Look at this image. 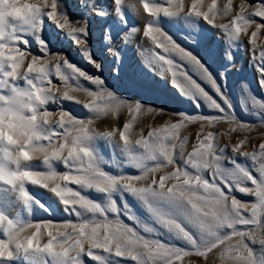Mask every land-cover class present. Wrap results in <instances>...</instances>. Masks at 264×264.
<instances>
[{
	"label": "snow or ice",
	"instance_id": "1",
	"mask_svg": "<svg viewBox=\"0 0 264 264\" xmlns=\"http://www.w3.org/2000/svg\"><path fill=\"white\" fill-rule=\"evenodd\" d=\"M81 3L83 4L84 0H81ZM123 3L124 0H112L115 14L126 23L122 10ZM88 7L97 16L106 15L91 0ZM142 7L148 17L158 18L162 14L167 18L202 19L211 27H220L233 41L229 48L239 46L240 34L245 30L239 25L253 23L244 17V5H241L240 12L233 19L234 27L231 31L227 25H215L216 0H212L206 11L201 10V0H193L191 7L187 9L183 0H168V6L152 0H142ZM229 10L231 0L224 6V11ZM255 15L264 17V2L257 8ZM44 17L53 21L60 32L66 31V36L80 46L86 61L97 72L102 71V64L95 59L90 47L87 18L70 20L68 14L61 10L59 0H37L36 4H21L20 0H0V153H2L0 183L8 186L3 189L6 194H15L25 207H30L33 202L26 182L47 189L58 198L65 213L75 215L79 222L48 221L43 224L39 222L17 224L0 214V229H3L6 237L0 238V264H5V260L11 262L14 259L17 261L22 259L28 264H47L45 254L50 257L51 264H84L83 255H87L98 264H103L102 257L94 254L93 249L102 250L110 256L130 258L135 264H175L192 253L207 257L214 249L234 237L239 238L237 243L224 248L221 257L227 256L235 264H257L256 253L245 242V237L247 236L253 244L258 242L261 246H264V239L257 241L254 234L249 235L248 231L237 229L236 225L258 224L260 222L258 210L260 214H264V160L259 162L257 178L246 166L239 165L234 159L224 155L225 149L217 147L212 132H208L203 139L197 141L186 159L182 150L178 157L174 154L184 122L206 120L213 123L224 119L234 123L237 128L248 126L246 122L236 119L234 108L223 87L217 83L208 68L197 56L178 45L157 23L153 20L147 22L143 35L152 41L155 49H160L163 53H153L155 59L162 62L158 65L161 74L170 73L173 87L190 99L197 109L200 108L199 101L203 100L222 115L205 117L173 113L181 116L183 121L149 132L151 143L144 139L135 141V145L142 146L148 152L146 157H137L132 153L128 133L133 125L125 123L120 130L122 150L128 153L135 167L142 170V174L112 176L98 166L91 142L96 138L110 139L113 133H96L90 128L92 118L80 120L62 105L58 110L59 118L53 119L56 114L49 111L46 106L57 102V93L61 91L53 84V76L63 85L62 99L73 100L74 97L70 93L86 92L93 100L84 107L97 114L118 110L120 104H128L135 112L142 108L158 112H163L164 109H152L150 105H143L138 100L130 101L119 97L106 85L102 76L90 75L61 54L52 52L49 47L50 41L41 37ZM259 27L258 25L257 30ZM27 35L34 37L43 56L31 54V60L28 61L32 45L26 39ZM252 37H256V32L252 33ZM105 39L111 44L113 38L108 35ZM108 50L114 53L116 67L113 68V72L119 75L120 54L117 49ZM173 55L183 63L172 59ZM49 56H54L57 61L54 68L50 67L51 61L45 59ZM260 57L262 62L257 65V71L260 86L264 88V50H261ZM225 59L231 62L233 59L231 50L225 51ZM26 61H28L26 68L22 71ZM185 64L211 86L227 106V112L225 107L189 75ZM80 78L94 85L96 91L82 87L79 83ZM220 79L226 81L225 73H220ZM17 81H23L24 84L21 85ZM73 81L76 83L73 84ZM4 89H7L6 94L2 91ZM105 97L107 100L101 107L97 99L103 100ZM116 101H119V104L115 103ZM261 107L264 108V104ZM244 143L245 141H241L235 144L232 152L253 162L257 160V155L264 157V143L259 145L258 154L241 152ZM41 159L46 170H34L30 164L22 166V161ZM144 159L156 163L154 166H145ZM177 159L184 160L185 167H181ZM225 159L234 165L235 171L222 169V161ZM54 162L62 163L66 170L63 173L58 172ZM168 166H173L175 170L159 176L158 179L153 175L150 183H139L150 174H155L159 169ZM189 168L194 171H190ZM209 169L212 170L210 176L205 178L202 173ZM230 180L235 181V185L230 183ZM245 181H250L254 187L245 186ZM50 184L54 186L50 187ZM70 185L77 187L73 188ZM234 187L243 194L256 197V202L251 204L250 216L243 214L248 211V204L231 195ZM81 190H94L103 194L106 206L83 195ZM125 193L139 201L155 222L166 230L169 241L177 240L188 247H180L174 243L142 235L125 224L120 219L121 215L140 224L124 200ZM117 195L123 202L122 207L115 199ZM36 203L48 211L45 205L38 201ZM109 213L113 214L111 218ZM29 228H34L35 231L30 236L21 238V233ZM53 228L56 230L52 231ZM224 228L232 231L223 232ZM45 231L48 239L41 246L40 239ZM143 231L155 233V229L147 226ZM85 245L88 246L87 249Z\"/></svg>",
	"mask_w": 264,
	"mask_h": 264
},
{
	"label": "rangeland",
	"instance_id": "2",
	"mask_svg": "<svg viewBox=\"0 0 264 264\" xmlns=\"http://www.w3.org/2000/svg\"><path fill=\"white\" fill-rule=\"evenodd\" d=\"M59 2L61 10L68 14L70 20L88 19L90 47L93 50L95 59L99 60L102 64V71L97 72L86 61V58L82 56L80 46L66 36V31L64 33L60 32L53 21L44 17V28L41 37L50 41V50L61 54L84 72L93 76H102L106 85L119 97L130 101L138 100L143 105H150L152 109H164L163 112H158L142 108L139 112H135L133 109H130L128 104H120L118 110H110L97 114L84 107L85 104L91 103L93 100V97H89L86 92L70 93L74 97L73 100L62 99L63 85L53 76V84L61 89L57 93V102L49 103L46 106L49 111L56 114L53 119L59 118L58 110L62 105L65 110L80 120L92 118L90 128L96 133H113L110 139L96 138L91 142V148L97 158L98 166L104 172L112 176H136L142 174V170L135 167L128 153L122 150L123 143L120 141V130H122L125 123H132L133 125L128 133L129 141L132 145V153L137 157H146L148 152L142 146L135 145V141L144 139L151 143L152 138L149 137V132L171 123H181L183 118L173 115V113H186V111H189L205 117H219L222 115L203 100L199 101L200 108L197 109L190 99L181 95L173 87L170 73L165 72L161 74L158 65L162 62L157 61L153 55L154 52H161V50L155 49L152 41L143 35L147 22L153 20L178 45L187 49L201 60L214 75L217 83L223 87V91L234 108L236 119L246 122L248 125L244 128H237L234 123H229L224 119L216 120L213 123H209L206 120L184 122V126L180 130V139L177 142L175 156L178 157L179 152L182 150L186 159L193 151L197 141L203 139L204 135L208 132H212L215 136L214 143L218 148L225 149L224 155L226 157L234 159L239 165L246 166L254 176L259 178V162L264 160V157L257 155V160L253 162L251 159H247L238 153L234 154L232 147L241 141H245L241 152L249 154L255 152L258 154L259 145L264 143V122H262L264 120V108L261 107L264 104V88L260 86V76L257 71V65L262 62L260 52L264 50V17L255 15L257 8L264 0H231V10L229 11H224V6L228 5L229 0H216L217 8L214 9L215 25H227L231 31L234 27L233 19L240 12L241 5H244V17L253 21L250 25H243V23L239 25L245 30L240 34L239 46L231 48L229 46L233 45V41L229 39L220 27H211L202 19L193 20L185 17L167 18L162 14L158 18L148 17L143 11L142 0H124L122 10L126 23L122 22L115 14L112 0H91L99 10L106 13L103 17L95 15V12L89 9L88 3L90 0H84L83 4L81 0H59ZM152 2L168 6V0H152ZM192 2L193 0H183L186 9L191 7ZM20 3L36 4L37 0H20ZM211 3L212 0H201V10L206 11ZM48 10L50 9H45V11ZM258 25L260 26L259 30H257ZM131 29H136V31H131ZM106 30L107 32H105ZM253 32H256L255 38L252 37ZM108 35H111L113 38L111 44L105 39ZM158 38L162 39V37ZM193 38L195 42H193ZM26 39L32 45L28 61L31 60V54L43 56V53L39 52L34 37L27 35ZM109 48L117 49L120 54L119 75L113 72V68L116 67L115 56L113 52L108 50ZM226 50L232 51L233 59L231 62L225 59ZM161 54L163 53L161 52ZM171 58L178 63H183L175 55ZM45 59H49L51 61L50 67L54 68L57 62L54 56L45 57ZM28 61L25 62L24 68L21 69L22 71L26 68ZM60 63L62 64L63 61H60ZM185 68L189 75L213 99L226 108L227 112V106L224 105L223 100L216 95L211 86L201 80L190 66L185 64ZM220 73H225L226 81L220 79ZM17 83L24 84L23 81H17ZM72 83L75 84L76 82L73 81ZM79 83L84 88L96 91V87L83 78H80ZM2 91L4 94L7 93V89ZM106 100V97L103 100L97 99V103L103 107ZM76 101H79V103ZM115 103L119 104V101ZM110 140L118 143V145L112 143L114 149ZM115 147L119 148L118 151L115 150ZM0 156H2V153H0ZM143 162L145 166H154L156 163L147 159H144ZM177 163L181 167H185L184 160L177 159ZM24 164L33 165L34 170H46L43 167L42 159L30 162L22 161V166ZM254 164L255 166H253ZM54 167L60 173L66 170L65 166L59 162H54ZM221 167L228 171H235L234 165L230 164L227 159L222 161ZM174 170L173 166L161 168L155 174H150L139 183H150L153 175L158 179L159 176L166 175ZM189 170L194 171L191 168ZM211 171V169L205 170L202 174L205 178H209ZM225 174L227 175V172ZM59 182L64 183L63 181ZM229 182L235 185V181L230 180ZM244 184L250 188L254 187L250 181H245ZM49 186L52 187L54 185L50 184ZM70 186L73 188L77 187L76 185ZM7 187L0 183V214L7 216L17 224H26L28 222L43 224L48 221L55 223L79 222V218L75 215L70 216L65 213L63 205L60 204L58 198L48 192L47 189H42L39 186L26 182V188L33 197V202L30 207H25L15 194H6L3 191ZM81 192L83 195L102 204V206H106L103 194L97 193L94 190H81ZM231 195L248 204V211L243 214L250 216L251 204L256 202V197L254 195L243 194L235 187ZM115 199L118 205L122 207L123 202L120 200V196L117 195ZM124 200L131 209V214L140 221L138 225L135 221L129 220L127 216L121 215L120 219L125 224L133 227L142 235L150 236L153 239H160L166 243H174L180 247H188L177 240L169 241L166 230L155 222L142 204L134 197L125 193ZM36 201L45 205L48 211L40 207ZM86 215L90 216L91 214ZM112 215V213H109L110 218ZM258 218L260 221L258 224L248 226L236 225V228L248 231L249 235L254 234L257 241L264 239V214H260L259 210ZM145 226L155 229V233H160V235L144 232L143 228ZM51 230L55 231L56 229L53 228ZM34 231V228L26 229L21 233V238L30 236ZM222 231L231 232L232 230L224 228ZM0 238H6L4 237L3 229H0ZM47 239L45 231L40 239L41 246L47 242ZM238 239L234 237L231 241H225L224 245L214 249L207 257L192 253L184 256L182 260L176 261L175 264H235L227 256L221 257V251L229 245H235ZM245 242L256 253L257 264H264V246H261L258 242L253 244L247 236L245 237ZM87 247L85 245L86 249ZM92 251L94 254L102 257L103 264H135L130 258L110 256L99 249H93ZM44 259L47 261V264H51V259L46 254ZM82 259L84 264H98V262L90 260L87 255H83ZM5 264H28V262L22 259L19 261L14 259L11 262L5 260Z\"/></svg>",
	"mask_w": 264,
	"mask_h": 264
},
{
	"label": "bare ground",
	"instance_id": "3",
	"mask_svg": "<svg viewBox=\"0 0 264 264\" xmlns=\"http://www.w3.org/2000/svg\"><path fill=\"white\" fill-rule=\"evenodd\" d=\"M110 142H111V145H112V148L114 149V146H113V144H115V145H118V143L117 142H114V141H111L110 140ZM113 143V144H112ZM119 145H120V143H119ZM118 147H115V150H117L118 151Z\"/></svg>",
	"mask_w": 264,
	"mask_h": 264
},
{
	"label": "trees",
	"instance_id": "4",
	"mask_svg": "<svg viewBox=\"0 0 264 264\" xmlns=\"http://www.w3.org/2000/svg\"><path fill=\"white\" fill-rule=\"evenodd\" d=\"M186 113H187L188 115H190V116H196V115H198L197 113H193V112H189V111H186Z\"/></svg>",
	"mask_w": 264,
	"mask_h": 264
}]
</instances>
